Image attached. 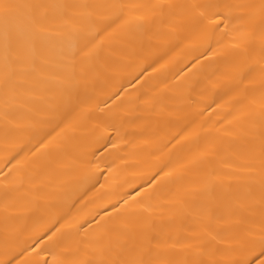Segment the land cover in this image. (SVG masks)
I'll list each match as a JSON object with an SVG mask.
<instances>
[{
    "label": "bare ground",
    "instance_id": "bare-ground-1",
    "mask_svg": "<svg viewBox=\"0 0 264 264\" xmlns=\"http://www.w3.org/2000/svg\"><path fill=\"white\" fill-rule=\"evenodd\" d=\"M262 248L264 0H0V264Z\"/></svg>",
    "mask_w": 264,
    "mask_h": 264
},
{
    "label": "snow or ice",
    "instance_id": "snow-or-ice-1",
    "mask_svg": "<svg viewBox=\"0 0 264 264\" xmlns=\"http://www.w3.org/2000/svg\"><path fill=\"white\" fill-rule=\"evenodd\" d=\"M261 256H264V248L261 249ZM259 264H264V260H260Z\"/></svg>",
    "mask_w": 264,
    "mask_h": 264
}]
</instances>
